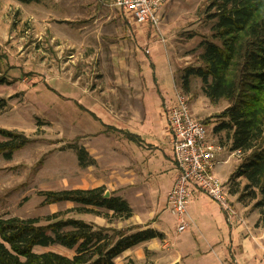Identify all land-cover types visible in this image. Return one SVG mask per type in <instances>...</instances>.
<instances>
[{
  "label": "rangeland",
  "instance_id": "374dc122",
  "mask_svg": "<svg viewBox=\"0 0 264 264\" xmlns=\"http://www.w3.org/2000/svg\"><path fill=\"white\" fill-rule=\"evenodd\" d=\"M212 1L167 0L157 12L162 30L154 35L159 43H162V37L165 39L162 44L168 55L165 57V53H161L164 66L167 69V63H170L174 85L189 100L193 117L204 123L208 137L220 146L215 150L214 173L233 187L231 178L241 155L230 149L231 141L226 139L224 132H214L216 115L228 106V101L217 105L211 103L202 93L198 75L190 77L192 88L187 92L180 85L178 71L195 65L197 55L203 49L200 42L210 39L215 21L209 17L214 10L209 9ZM97 6L99 15L112 13L124 25L128 24L127 19L119 16L118 10L107 7L104 0H37L30 3L0 0V128L24 132L30 139L25 147L14 151L11 159L0 153V216L35 217L44 225L49 215L59 213L62 217L108 223L103 216L76 213L74 207L77 205L73 202L44 203L41 195L44 190L83 189L88 184L87 173L79 164L75 148V145L83 146L85 123L88 124L91 117L82 109L80 94L83 89L96 88L97 83L110 86L108 80L97 78L95 61L87 59V54L92 56L94 53V48L88 47L92 46V37L86 39L81 30L82 24L91 23V15ZM120 34L123 35L122 30ZM149 43L144 52L146 48L150 51ZM87 48H90L89 52ZM207 119L211 121L207 122ZM0 139H4L1 134ZM236 182L238 194L232 193L231 188L228 198L236 212H242L244 203L238 196L247 181L242 177ZM254 203L248 204L250 214ZM165 215L162 227L169 233L171 245L186 242L188 238L193 240V237L199 241L203 237L197 228H201L202 218L190 221L180 232L178 217L169 206ZM253 215L249 222L254 220ZM124 223L122 219L113 220L114 227ZM34 250L72 255L61 245L36 246ZM118 258L119 264H147L135 254ZM204 259V262L194 264H219L217 259Z\"/></svg>",
  "mask_w": 264,
  "mask_h": 264
},
{
  "label": "crops",
  "instance_id": "0c3cea01",
  "mask_svg": "<svg viewBox=\"0 0 264 264\" xmlns=\"http://www.w3.org/2000/svg\"><path fill=\"white\" fill-rule=\"evenodd\" d=\"M98 7L93 10L91 23L82 24L81 30L86 39L92 37V46L88 47H93L94 53L87 54V59L95 61L97 78L108 80L110 86L97 83L96 88L83 89L80 94L82 109L91 116L85 123L83 147L95 160L85 167L86 188L103 185L110 194L128 201L132 216L118 227L140 225L164 234L162 239L153 238L125 250L115 264H119L118 257L134 254L147 264H194L204 262L206 257L217 259L219 264H264L260 212L253 209L254 220L249 222L252 214L244 203L242 212L237 211V217L229 220L216 202L196 188L191 189L187 212L189 221L202 218L201 228H197L203 237L170 244L162 222L178 167L167 127L166 109L177 101L171 65L167 63L166 69L161 54L163 51L167 57L168 53L156 40L155 29L124 25L112 13L99 15ZM118 15L122 16L120 12ZM121 30L123 35H118ZM148 43L150 51L145 53ZM231 188L227 185L228 195Z\"/></svg>",
  "mask_w": 264,
  "mask_h": 264
},
{
  "label": "trees",
  "instance_id": "16d2710c",
  "mask_svg": "<svg viewBox=\"0 0 264 264\" xmlns=\"http://www.w3.org/2000/svg\"><path fill=\"white\" fill-rule=\"evenodd\" d=\"M211 8L214 10L209 17L215 21L210 39L200 42L203 49L195 65L178 70L180 85L189 92L190 77L198 75L202 93L211 103L228 101V106L216 115L214 132H224L231 141L230 149L241 155L231 178V192L238 193L236 181L245 178L247 184L238 196L239 201H255L253 207L264 222V0H213ZM0 134L4 137L0 139V153L6 159L30 141L24 132L15 129L0 128ZM75 148L81 167L95 163L85 147ZM106 191L100 185L44 190L41 195L44 203L73 202L77 205L76 213L103 216L109 225L62 217L59 213L49 215L44 225L35 217L0 216V264H115L116 257L130 247L164 237L159 230L140 225L112 226L115 218L129 219L132 208L115 193L105 197ZM53 245L65 247L72 255L34 250L36 246Z\"/></svg>",
  "mask_w": 264,
  "mask_h": 264
},
{
  "label": "built area",
  "instance_id": "2783aa9c",
  "mask_svg": "<svg viewBox=\"0 0 264 264\" xmlns=\"http://www.w3.org/2000/svg\"><path fill=\"white\" fill-rule=\"evenodd\" d=\"M104 1L107 7L118 10L129 24L149 26L156 33L160 32L161 21L157 12L167 0ZM161 42L165 43L163 37ZM145 53H149V48H146ZM175 89L177 101L167 107L166 114L178 173L167 200L171 212L178 217L177 228L183 232L190 222L187 208L192 188L206 193L226 212L229 220L237 217L238 212L228 198L227 185L213 170L215 150L220 149V146L209 139L204 123L193 117L185 94L176 86ZM235 154L239 155V152Z\"/></svg>",
  "mask_w": 264,
  "mask_h": 264
},
{
  "label": "water",
  "instance_id": "95a60500",
  "mask_svg": "<svg viewBox=\"0 0 264 264\" xmlns=\"http://www.w3.org/2000/svg\"><path fill=\"white\" fill-rule=\"evenodd\" d=\"M109 195H110V192L109 191H106L104 196L105 197H108Z\"/></svg>",
  "mask_w": 264,
  "mask_h": 264
}]
</instances>
